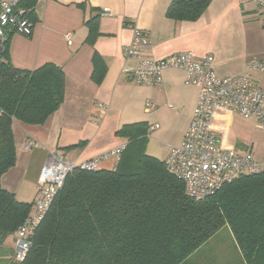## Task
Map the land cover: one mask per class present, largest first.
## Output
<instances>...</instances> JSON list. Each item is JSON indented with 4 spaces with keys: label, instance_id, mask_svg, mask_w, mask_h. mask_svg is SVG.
Returning a JSON list of instances; mask_svg holds the SVG:
<instances>
[{
    "label": "trees",
    "instance_id": "trees-1",
    "mask_svg": "<svg viewBox=\"0 0 264 264\" xmlns=\"http://www.w3.org/2000/svg\"><path fill=\"white\" fill-rule=\"evenodd\" d=\"M37 1L18 3L31 21ZM211 1L171 0L166 16L195 21ZM86 24L91 43L97 22L90 19ZM4 59L0 63V231L5 237L14 233L32 207L1 186L2 175L16 161L13 122L43 124L64 101L65 75L52 62L26 70L12 67L6 52ZM91 61V79L99 84L105 63L96 52ZM115 133L127 138L115 167L75 169L66 176L19 264H183L223 227L229 228L244 264H264V173L239 176L214 194L193 200L164 162L146 153L144 122L125 124ZM4 252L0 245V260ZM7 264H17L12 253Z\"/></svg>",
    "mask_w": 264,
    "mask_h": 264
},
{
    "label": "crops",
    "instance_id": "crops-1",
    "mask_svg": "<svg viewBox=\"0 0 264 264\" xmlns=\"http://www.w3.org/2000/svg\"><path fill=\"white\" fill-rule=\"evenodd\" d=\"M170 2L38 0L33 10L31 35L9 36L6 53L12 67L33 70L52 62L61 67L65 75L64 101L43 124L13 122L16 161L2 175L1 186L12 192L18 201L32 203L36 197L37 177L49 153L78 161L90 158L126 144L127 138L115 133L125 124L144 122L147 141L157 129H161L158 134L169 132L166 143H162L165 147L162 161L169 147L183 140L198 90L184 83L181 70L166 69L162 71L160 85L139 86L144 88L145 100L137 103L134 81L123 71L124 67L136 64V60L127 59L125 55L132 26L146 33L149 43L140 50L146 58L162 59L189 50L198 56L210 54L218 76L236 75L246 70L245 61L251 54L248 52L249 32L253 23L259 22L255 25L264 27V5H257L254 0H212L197 20L175 21L166 16ZM103 8L111 15L101 16ZM90 19L97 22V34L91 43L86 24ZM67 32L71 34L70 44L64 39ZM94 52L106 66L99 84L91 79ZM252 58L264 60V52ZM262 81L264 84V76ZM147 103L154 107L147 109ZM103 105L107 108L103 109ZM225 113L228 112L215 113L213 126L222 146L230 148L228 146L236 145V140L228 135L226 123L222 125ZM247 120H252L257 129L253 118ZM155 124L157 127L151 128ZM29 140L37 145L27 148ZM79 142L85 144L79 145ZM115 164V160L105 161L99 169H113ZM0 245L4 250L13 249V244L5 245L4 237Z\"/></svg>",
    "mask_w": 264,
    "mask_h": 264
},
{
    "label": "built area",
    "instance_id": "built-area-1",
    "mask_svg": "<svg viewBox=\"0 0 264 264\" xmlns=\"http://www.w3.org/2000/svg\"><path fill=\"white\" fill-rule=\"evenodd\" d=\"M259 6L264 0H254ZM19 0H0V63L6 52V42L11 34L29 36L33 23L28 11L18 7ZM101 16L111 15L107 8ZM71 43V34H64ZM149 40L146 33L132 26L131 38L125 46L127 59L136 60L131 68H123L139 86H156L162 83V71L178 69L184 73V83L198 90L192 118L180 144L170 146L163 160L168 173L181 180L184 193L193 200H202L219 190L223 185L243 175L264 173V156L254 157L251 152H242L222 146L213 118L218 111L237 113L244 119L253 118L256 127L264 133V88L251 77V71L264 72V60L252 58L247 70L236 75L218 76L213 69L210 54L198 56L189 50L172 53L162 59L141 55V48ZM171 107V105H168ZM103 109L107 106L103 105ZM154 106L146 104L147 109ZM157 127V124L151 128ZM33 140L27 148L36 146ZM125 144L103 151L90 158L78 161L63 155L49 153L37 177L38 193L32 201L30 214L15 229L12 259L21 263L31 246L34 231L43 220L50 204L63 186L66 176L75 169L95 171L104 160L120 157Z\"/></svg>",
    "mask_w": 264,
    "mask_h": 264
},
{
    "label": "rangeland",
    "instance_id": "rangeland-1",
    "mask_svg": "<svg viewBox=\"0 0 264 264\" xmlns=\"http://www.w3.org/2000/svg\"><path fill=\"white\" fill-rule=\"evenodd\" d=\"M258 23L259 22H256L255 24ZM255 24L253 23L248 36L250 39L248 52L251 54L245 61L246 65L253 56L260 57V52H264V27ZM251 74L253 75L251 77L256 78L258 82L264 86L262 81L264 72L253 71ZM257 80L254 81L258 84ZM133 84H135L134 87L137 92V103L140 100H145V94H143L144 88H140L135 82H133ZM223 121L222 125H225L226 123L227 132L228 135H230V138L232 137L236 140V145L228 147L242 152H251L256 158L264 156V133L255 128L252 120L243 119L242 117H239L237 113L228 112L225 113ZM159 130L161 129L155 130L156 132L153 131L154 133L152 132L148 137L146 153L162 160L164 157L162 153L165 148L162 143H166L165 141L167 136H169V132L158 134L157 131ZM109 160L114 159L101 161L99 165H101L102 162ZM13 239L14 233L6 235L4 237L5 245L11 246L13 244ZM5 251L4 257L0 260V264H7L8 258L12 253L9 247H7ZM183 264H244V260L238 251L229 228L223 227L203 243L194 253L189 255Z\"/></svg>",
    "mask_w": 264,
    "mask_h": 264
},
{
    "label": "water",
    "instance_id": "water-1",
    "mask_svg": "<svg viewBox=\"0 0 264 264\" xmlns=\"http://www.w3.org/2000/svg\"><path fill=\"white\" fill-rule=\"evenodd\" d=\"M3 237H4V233L2 231H0V244H1Z\"/></svg>",
    "mask_w": 264,
    "mask_h": 264
}]
</instances>
